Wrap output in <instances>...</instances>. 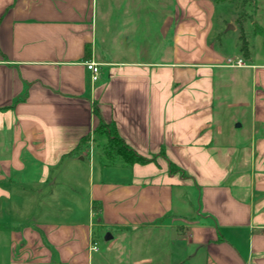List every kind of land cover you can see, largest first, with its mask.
I'll return each mask as SVG.
<instances>
[{
	"label": "crops",
	"instance_id": "crops-1",
	"mask_svg": "<svg viewBox=\"0 0 264 264\" xmlns=\"http://www.w3.org/2000/svg\"><path fill=\"white\" fill-rule=\"evenodd\" d=\"M162 1L0 0V264H264V49L228 67L215 1ZM96 107L150 162L106 165Z\"/></svg>",
	"mask_w": 264,
	"mask_h": 264
},
{
	"label": "rangeland",
	"instance_id": "rangeland-1",
	"mask_svg": "<svg viewBox=\"0 0 264 264\" xmlns=\"http://www.w3.org/2000/svg\"><path fill=\"white\" fill-rule=\"evenodd\" d=\"M150 1L149 3L152 4L153 9H157L155 6L156 0H146ZM164 2H170L171 0H163ZM162 1V2H163ZM205 1V0H199ZM214 1V0H208ZM216 6V15H215V25L216 28L219 29L224 36L222 40V48L223 51L229 56L230 58H236V56L241 54L240 48L237 45L238 40H240V36L242 34L241 26L238 24L237 20L241 13L245 15V20L243 22V29L245 32V36L247 41L250 42L251 49L255 48L258 50L264 49V0H238L232 2H219L215 3ZM170 7H172L170 5ZM159 10V9H158ZM152 12V17L153 16ZM261 19H259V16ZM262 15V16H261ZM258 16V17H257ZM257 25V26H255ZM255 27L258 28L257 32ZM259 33V34H258ZM254 46V47H253ZM227 112V111H225ZM241 113H237L236 110H230L225 115H228L227 129H233L234 124H243V128L241 131H249V124L247 122V118L245 116H241ZM241 116V117H240ZM234 118H236L237 123H235ZM92 138L90 137V141L88 143V152L91 148ZM103 145V144H102ZM95 164L98 163L97 157L93 159ZM82 167H84V176H80L82 180L84 177L87 176L91 165L89 160H85L80 163ZM80 180V181H82ZM88 183V181H86ZM76 185L75 188L70 189L69 195L66 196V201H71L75 205L71 208L73 213L71 217H59L58 220H65V221H73L78 223L87 222L88 213L84 211L88 210V189L87 184L83 181V185L79 183H74ZM31 226V223H28ZM34 226V224H33ZM96 230V228H95ZM105 235L100 234L99 241H95L100 248L99 255L105 253L109 255L107 250L108 245H110V241L104 240ZM106 255V257H107ZM96 259L98 257L96 256ZM96 264V262L94 263Z\"/></svg>",
	"mask_w": 264,
	"mask_h": 264
},
{
	"label": "trees",
	"instance_id": "trees-1",
	"mask_svg": "<svg viewBox=\"0 0 264 264\" xmlns=\"http://www.w3.org/2000/svg\"><path fill=\"white\" fill-rule=\"evenodd\" d=\"M215 3L219 2H232L238 0H214ZM245 20V15L243 13L240 14L237 22L241 26H243V22ZM240 51L245 57H249L250 49L245 33L242 30V34L240 36ZM95 115L98 118V124L95 129V134L102 138H106L107 141L103 146V150L101 152V157L106 160V165H114L118 160L123 163V165L127 167H133L135 164H146L150 162L149 159L143 157L138 154L135 150H133L126 142L119 136L117 129L113 123H106L100 115L99 108L96 107L94 109ZM90 141V136L83 138L74 153H70L68 156H74L78 153L83 154L88 149V143ZM172 170L174 167L172 166ZM92 209L96 211L95 205H93Z\"/></svg>",
	"mask_w": 264,
	"mask_h": 264
},
{
	"label": "built area",
	"instance_id": "built-area-1",
	"mask_svg": "<svg viewBox=\"0 0 264 264\" xmlns=\"http://www.w3.org/2000/svg\"><path fill=\"white\" fill-rule=\"evenodd\" d=\"M226 65L228 67H245L247 65L246 61L243 58H228L226 60ZM86 69L90 73V79L92 83H95L100 78V64L94 62V61H86L85 63ZM93 144L91 145V148L89 150V153L92 151ZM98 244L95 241H92L90 250L93 252L98 251Z\"/></svg>",
	"mask_w": 264,
	"mask_h": 264
},
{
	"label": "water",
	"instance_id": "water-1",
	"mask_svg": "<svg viewBox=\"0 0 264 264\" xmlns=\"http://www.w3.org/2000/svg\"><path fill=\"white\" fill-rule=\"evenodd\" d=\"M112 239V235L110 233H108L105 237L104 240L105 241H110Z\"/></svg>",
	"mask_w": 264,
	"mask_h": 264
}]
</instances>
